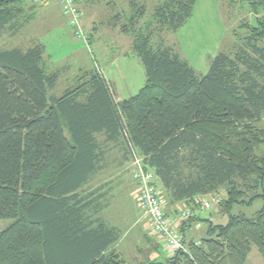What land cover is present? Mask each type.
<instances>
[{
    "label": "trees",
    "instance_id": "16d2710c",
    "mask_svg": "<svg viewBox=\"0 0 264 264\" xmlns=\"http://www.w3.org/2000/svg\"><path fill=\"white\" fill-rule=\"evenodd\" d=\"M32 1L0 0V38L33 20ZM142 1L129 0L126 23L116 16L134 35L147 75L127 99L117 100L96 68L82 70L62 96L50 95L60 71L49 70L44 45H0V220H14L0 232V264H127L114 247L121 229L102 216L108 192L87 187L114 147L132 164L142 159L169 206L227 191L226 223L184 218L185 239L195 221L207 223L206 235L186 241L188 252L149 264H245L253 247L264 259V204L254 217L233 212L264 202V0H223L246 2L254 19L240 46L216 55L201 76L161 36L153 43L181 28L198 0H165L135 33Z\"/></svg>",
    "mask_w": 264,
    "mask_h": 264
},
{
    "label": "rangeland",
    "instance_id": "374dc122",
    "mask_svg": "<svg viewBox=\"0 0 264 264\" xmlns=\"http://www.w3.org/2000/svg\"><path fill=\"white\" fill-rule=\"evenodd\" d=\"M163 2L165 0L142 1L146 5V13L136 23L135 33L139 28L146 26V22L152 19L155 8ZM78 3L82 12V28L87 32L86 38L76 36L69 23V16L64 12L59 0H37L33 20L16 35L10 29L5 30L0 38L1 47L27 49L33 44H43L49 70L60 71L57 85L49 91L50 95L62 96L67 88L73 86L82 70L96 68L103 72L107 81L115 88L117 100L135 96L146 84L147 75L141 59L133 48L134 35L121 30V25L126 23V18L131 15L129 0H78ZM29 6L28 3V12L31 10ZM119 13L123 15L121 25L120 22L116 24V16ZM253 19L254 14L246 2L198 0L192 16L181 28L157 34L153 43L158 45L160 39H164L165 43L175 47L201 76L207 73L211 60L216 55L220 52L232 53L240 46V36L247 32L245 22ZM259 124L264 128V119ZM262 154L264 146L258 149V155ZM104 163L107 171L102 173L94 184L107 183L113 186L112 188L116 186V191L111 196L114 198L112 201L114 205L118 206L110 208L106 214L111 216V222L117 225L124 235L117 246L119 253L127 264L155 262L146 237L147 223L149 229L147 232L153 236L158 234L150 230L148 217L140 205L132 162L125 159L121 149L114 147ZM159 184L158 181L165 212L171 218L173 216L169 213L170 208L179 213L175 219L179 220L180 230L182 221L186 218L181 217V214L186 211H189L187 217L195 214L203 218L213 217L218 223L227 222L228 216L223 214L222 210V202L227 194L226 188L195 198L192 204L197 210H194L192 204L187 202L181 203L180 207L169 206L165 190ZM209 203L215 208L204 209L203 206ZM263 204L264 202L258 199L252 205H236L233 212L254 217ZM13 221L1 219L0 232L7 229ZM198 222L205 221H195L194 224ZM192 234L194 233L190 232L191 237ZM205 235L204 229L198 231V238ZM161 239L164 242V238ZM256 256L261 258L264 264V259L256 247H253L247 264H256Z\"/></svg>",
    "mask_w": 264,
    "mask_h": 264
},
{
    "label": "built area",
    "instance_id": "2783aa9c",
    "mask_svg": "<svg viewBox=\"0 0 264 264\" xmlns=\"http://www.w3.org/2000/svg\"><path fill=\"white\" fill-rule=\"evenodd\" d=\"M64 12L69 16V23L75 30L76 36L87 37L86 31L82 28V14L79 11L77 0H59ZM134 178L137 184V195L139 202L149 220L150 230L164 238L168 257H173L179 252H188V245L185 236L179 228V220L171 218L164 209L160 188L156 181L154 172L145 168L142 159L136 157L133 160ZM204 209H214L212 204H205ZM189 211L183 212L181 217H187Z\"/></svg>",
    "mask_w": 264,
    "mask_h": 264
},
{
    "label": "crops",
    "instance_id": "0c3cea01",
    "mask_svg": "<svg viewBox=\"0 0 264 264\" xmlns=\"http://www.w3.org/2000/svg\"><path fill=\"white\" fill-rule=\"evenodd\" d=\"M36 1V3H37V0H35ZM35 1H33V2H31V4H30V2H29V4L30 5H37L36 3H35ZM42 2V1H41ZM43 3V2H42ZM43 4H45V3H43ZM42 4V5H43ZM44 6V5H43ZM36 10V9H35ZM263 121V120H262ZM100 139H105L104 138V136H100ZM106 168L107 167H104V168H102L98 173H96L95 175H93L92 177H91V179H90V181H89V183L87 184V187L89 186V187H91V190H93V189H95V188H97V187H101V186H103V189L102 190H104V191H106V192H108L107 193V195H106V198L108 199V201H107V206L104 208V210H103V212H102V216L104 217V219H105V221L109 224V225H111V226H116V227H118L117 225H115V224H113L112 222H111V220H110V215H108V214H106V211H109V209L110 208H113V207H117L118 205L116 204V205H114V203L112 202V201H114V198L111 196V194L113 193V192H115L116 191V189H115V187L114 188H112L113 186H111L110 184L109 185H107V183H103V184H94V182H95V180L97 179V178H99V176L102 174V173H104L105 171H107L106 170ZM98 185V186H97ZM160 185V184H159ZM180 203H178L177 205H174V206H176V207H180ZM170 215L171 216H173V218H175V217H177V215H179V213H177V212H175V209L173 208V209H171L170 208ZM206 226H207V224L205 223V222H198V223H196V224H191V226L189 227V229L188 230H186L187 232H186V240H200V239H202V237L201 238H198V231H200V230H202V229H204V233L206 232V230H207V228H206ZM198 227H200V228H198ZM119 228V227H118ZM120 229V228H119ZM146 237H147V239H148V244H149V248H150V250H152L153 251V255H152V259L153 260H156V261H159V262H164L167 258H168V251H167V248L165 247V244H164V242H163V240L161 239V236L160 235H155V236H153V235H150L149 234V232H147V231H149V229H148V223H147V226H146ZM190 232H193L194 234H192V237L190 236ZM149 235H148V234ZM187 233H188V235H187ZM123 236L124 235H122V237L120 238V240L116 243V245L114 246L115 247V249L118 251V249H117V246H118V244L120 243V241L122 240V238H123ZM119 252V251H118ZM252 252V251H251ZM251 254V253H250ZM250 254H249V257H248V259H247V261H246V263L245 264H247L248 263V260L250 259ZM255 263L256 264H263V262H262V260H261V258H259V257H255Z\"/></svg>",
    "mask_w": 264,
    "mask_h": 264
}]
</instances>
